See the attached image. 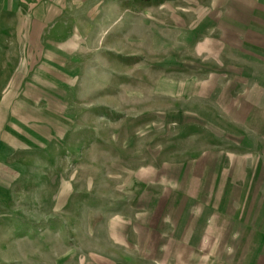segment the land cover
<instances>
[{
  "label": "rangeland",
  "instance_id": "obj_1",
  "mask_svg": "<svg viewBox=\"0 0 264 264\" xmlns=\"http://www.w3.org/2000/svg\"><path fill=\"white\" fill-rule=\"evenodd\" d=\"M229 2L0 0V46L10 49L0 66L28 49V72L43 82L28 86L38 101L22 114H0L6 133L21 132V150L0 160V264H116L133 230L146 235L182 209L192 227L218 202L248 209L258 189L244 173L261 179L264 155L232 143L252 137L235 114L255 113L228 83L239 77L226 70L239 31ZM233 151L232 163L249 153L263 168L241 165L226 181Z\"/></svg>",
  "mask_w": 264,
  "mask_h": 264
},
{
  "label": "crops",
  "instance_id": "obj_2",
  "mask_svg": "<svg viewBox=\"0 0 264 264\" xmlns=\"http://www.w3.org/2000/svg\"><path fill=\"white\" fill-rule=\"evenodd\" d=\"M229 5L232 8L229 9L231 13L228 12L227 16L231 23L238 25L235 29L239 28V31L233 32L229 36L231 41L228 46L235 57L232 60L229 59L230 63L226 70L239 71V77L231 78L228 83L234 86L236 102L243 103L245 101L244 103L253 107L251 110L255 113L235 114V119L243 120L242 123L236 124L246 126L252 137H242L238 141L234 139L232 143L234 148L237 145L240 150L251 153L259 152V156H261L264 155V130H259L260 132L253 130L251 121L258 123L264 119V114H260L261 107L256 106L264 102V0H232ZM37 44L39 43L37 42ZM8 48H0V61L3 59L1 55L10 51ZM19 54L22 56L18 59L14 56H7V60H13V63L6 65L7 68L6 63H2L3 66H0V70H4L5 67L6 72L9 71L10 74L8 76L5 72L6 75H0L2 120L3 114H13L10 112L11 110L15 111V114H22L25 102L30 100L28 86H42L41 83H43L42 81L38 83L37 76L28 72L37 69L36 58L35 60L31 58L36 54L28 52V49H23ZM30 59L34 64L28 67L27 63ZM29 77L31 78L29 79ZM240 86L251 89L250 91L244 89L243 92L239 89L240 91L236 92V88ZM32 96L30 101L36 103L38 101L35 99L37 98L36 91ZM247 97L249 100L246 99ZM36 112V108L32 107L31 114H36ZM4 126V122H0V160H4L13 151L21 150V147L18 146L21 138L20 130L9 126V131L6 133ZM3 132L8 136H5ZM12 135H16V137L13 139L10 137ZM231 152L223 154L228 157L226 181L232 180V176L236 175L241 165L263 168L260 159L255 160L250 155L247 160L249 153L239 156L246 157L242 162L232 163L233 158L237 159V155L234 151ZM225 157L224 159H227ZM260 172L262 174L263 170ZM261 174V179L253 180V175H250L248 179L249 172H245L242 182L249 183V189L253 188L252 184H256L257 193L249 192L252 194L250 205L254 204V206L248 205L247 202L248 209H246L245 204H242L243 210L238 215H236L237 210L235 209L238 205L240 206V203L238 204L236 201L233 204L227 203V206L234 209L233 212L226 211L225 206L220 208L221 202H218V207H203L202 212L196 214L197 221L193 227L188 224L186 219L182 218L183 214L187 216V213L184 212L185 209H182L181 217L176 222H172L169 217H166L163 222L158 221L152 227H144L146 235H141L133 230L131 237L123 239L124 242L118 244L122 245L125 256L116 259V264H264V176ZM190 198L192 200L198 198L197 192ZM230 198H234V196H230ZM254 200L257 201L254 203ZM252 207L256 208L254 212L251 210ZM251 214H253L252 219L249 218ZM145 236L147 237L145 238ZM127 253H131V256Z\"/></svg>",
  "mask_w": 264,
  "mask_h": 264
}]
</instances>
